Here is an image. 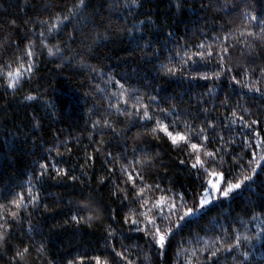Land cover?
<instances>
[{"label":"trees","instance_id":"16d2710c","mask_svg":"<svg viewBox=\"0 0 264 264\" xmlns=\"http://www.w3.org/2000/svg\"><path fill=\"white\" fill-rule=\"evenodd\" d=\"M75 2L0 0V71L4 70L3 65L6 63H10L12 68L17 66L11 62L24 55L17 46L21 50L25 49L29 46V39L35 41V55H24V59L35 60L38 68L36 77L20 91L13 93L12 89H7L10 94L5 95V89L0 87V203L7 202L5 196L10 197L27 187L28 178L45 157L49 161L53 158L62 161V167L73 168L77 176L86 179L81 176L79 165L85 162V151L95 153L96 148L100 151L95 153L94 167L86 165L84 169L93 177L88 187L97 190L92 193L94 199L108 208L116 209L118 216L126 212L127 208L111 195L113 185L107 181L105 185L95 183V177L108 175L109 170L104 166L105 152H112L124 163L130 162L134 156H142L141 150L158 155V162H164L160 165L162 186L171 182L178 191L195 186V179L190 172L179 164L183 156L171 150L170 141H156L147 135H138L143 132L140 127L125 121L122 115L115 113L114 108L108 107L110 103L123 104L114 95L119 84L115 81L109 83V77L122 83L127 81L139 88L141 93L158 94L165 107L174 104L182 118L193 122V127L205 117L214 120L217 125L227 123L231 119L229 105H239L238 111L248 107L254 115L264 119V98L253 93L243 97L229 95L233 93V85L226 83L224 77L216 82L214 92L210 95L206 87L212 83L210 80L192 79L179 73L168 76L160 68L161 63H167V57L178 50V44L194 45L203 41L205 36L209 41H214V33L223 35L234 29L240 19L238 13L232 10V5L240 4L242 0H140L139 7L131 5V0H91L85 14L73 18L63 28L59 37L63 55L49 56L46 45L56 43V33L49 34L47 27L55 22L57 14H68V9ZM247 2L254 14L264 15V0ZM12 19L17 21L16 26L9 23ZM44 21H48V24ZM41 31L45 33L43 38L39 35ZM105 32L106 38L94 40L96 33L103 35ZM239 48L238 45L237 49H230L233 60L229 63L239 57ZM156 49L160 52L154 55ZM81 57L84 58V64L80 63ZM248 58L251 59V56ZM174 59L178 60V57ZM93 67L98 71H91ZM239 91V86H236V92ZM29 92L38 94V98L34 101L25 100L24 96ZM225 96H228L227 102ZM241 114L245 115V119L248 118L246 113ZM104 118L117 121L118 135L103 126ZM97 120L101 123L93 128ZM178 127L183 128V125ZM240 131L237 125L232 126V132ZM232 132L225 129L224 139L228 140ZM89 133L94 134L90 136ZM232 138L236 140L235 150L239 152L241 137L237 134ZM101 139L103 145L95 143ZM228 142L231 143L230 140ZM66 147L71 151H66ZM56 148L60 149L62 156H56ZM133 148L137 149L135 153ZM125 156L127 159H124ZM107 159L111 161L112 157ZM115 167L119 168V164ZM148 183H152V180ZM253 188L255 191H246L238 198L224 202L220 207L213 208L201 221L189 225L171 241L162 256H157L155 248L146 245L145 240L141 239L142 233H128V224L120 225L115 242L119 246L120 234L130 237L123 243L138 245L130 247L132 258L139 257L137 264L143 260L144 252L150 256L151 264H183L186 255L183 250L199 248L204 243V237L221 234V226L227 227L233 223L235 229V222L243 221L240 231L249 236L264 229V217L260 216L259 211L254 213L256 219H252L253 213L249 212L255 205L264 204V185L258 183ZM47 189L49 209H40L39 214L33 211L32 215L33 225L38 230L29 234L26 222L22 227L14 226L11 229L13 244H45L46 257L32 251L30 264H45L46 258L63 261L85 253H99L104 245L101 237L105 235L106 225L112 222L108 213L105 211L102 225L97 223L89 227L84 222L78 226L75 223L64 224L68 212L67 201L81 199V188L73 187L71 181L67 186H58L55 181H50ZM61 198L64 203L53 207V202ZM201 226L206 231L201 230ZM197 237L200 239L197 240ZM245 250L250 253L248 264H264V236L259 240L254 239L252 243L245 242L240 251ZM11 255V251L0 253V264H10ZM187 255L190 256L191 252ZM205 255L198 252L193 259H203ZM220 264L233 262L230 257L222 258Z\"/></svg>","mask_w":264,"mask_h":264},{"label":"snow or ice","instance_id":"6c2138e0","mask_svg":"<svg viewBox=\"0 0 264 264\" xmlns=\"http://www.w3.org/2000/svg\"><path fill=\"white\" fill-rule=\"evenodd\" d=\"M90 3L91 0H76L68 9V14H57L54 17L55 22L47 27L49 34L56 33V43L46 45L49 56L63 55L64 49L60 46L59 39L63 28L70 24L73 18L83 16ZM131 5L139 7L140 0H131ZM232 10L238 13L240 19L234 29L223 35L214 33V41H209L205 36L203 41L194 45L178 44V50L167 57V63H161L162 73L168 76L179 73L181 76H191L192 79L210 80L212 83L206 85L210 95L214 92L216 82L224 77L226 83L233 85V93L229 95L243 97L253 93L264 98V15L254 14L249 9L247 0H242L240 4L234 3ZM9 23L16 26L17 21L12 19ZM43 23L48 24V21ZM39 35L43 38L45 33L41 31ZM169 35L171 36V33ZM106 37L107 32L103 35L96 33L94 40ZM28 45L23 50L19 49V46L17 49L27 57H32L35 55V41L29 39ZM238 45L240 55L235 62L229 63L233 60L230 49L235 50ZM158 52L160 50L156 49L154 55ZM253 53L255 55H252ZM24 55L11 62L17 64L15 68L6 63L3 65L4 70L0 71V87L5 89V95L10 94L7 89H12L13 93L20 91L37 75L36 61L26 60ZM248 56H251V59ZM174 57H178V60ZM84 62L81 57L80 63ZM91 71L97 72L98 69L93 67ZM99 71L103 74L102 69ZM113 81L119 84V89L114 95L118 101L122 100L123 104L110 103L108 107L114 108L115 113L122 115L125 121H131L140 127L143 132L138 135L144 134L156 141H170L171 150L183 156L179 159V164L184 165L190 172L195 179V186L183 191L175 190L171 182L162 186L160 177L163 173L160 165L164 162H158V155L141 150L142 156H134L130 162L124 163L113 156L112 152H105L104 166L109 170L108 175L95 177V183L105 185L107 181L113 185L111 195L127 208L126 212L118 216L116 209L108 208L101 201L94 199L92 193L97 190L88 187L93 177L84 169L86 165L89 168L94 167L95 153L100 151L99 148L95 149V153H84L85 162L80 164L79 168L82 170L81 176L86 179L77 176L75 169L62 167V161L54 158L49 161L45 157L43 162H38V167L28 178L27 187L10 197L5 196L7 202L0 203V253L12 252L10 264H30L32 251L46 257L47 249L44 243L32 245L21 242L19 246L14 245L11 229L14 226L22 227L26 222L29 234L38 230L33 225L32 215L33 211L39 214L40 209H49L46 197L50 181H55L58 186H67L71 181L73 187L81 188V199L67 201L68 212L64 224L75 223L78 226L84 222L89 227L97 223L102 225L105 211L112 222L106 225L105 235L101 237L104 245L99 253H85L63 261L46 258L45 264H137L139 257L132 258L130 247L138 245L124 244L123 241L130 237L123 234L119 235V246L115 242L121 224L130 225L127 228L128 233H142L141 239L145 240L146 245L155 248L157 256H162L173 239L181 235L192 223L205 218L213 208L238 198L246 191H255L253 185H264V119L254 115L250 108L243 107L238 111L239 105H229L231 119L227 123L217 125L214 120L205 117L193 127V122L182 118L180 110L174 104L165 107L158 94L141 93L139 88L127 81L122 83L114 77H109L108 82ZM236 86H239V92H236ZM245 89L247 92H244ZM37 98L38 94L32 92L24 96L27 101ZM227 100L228 96H225V102ZM204 111L207 112L208 109L205 108ZM241 112L246 113L248 118L245 119ZM100 123L101 121L97 120L92 127L95 128ZM180 124L183 128L178 127ZM233 125H237L241 131L232 132ZM103 126L118 135L116 120L104 118ZM225 129L232 132V136L228 138L231 143L224 139ZM93 134L89 133L90 136ZM237 134L241 137L239 152H236V140L232 138ZM95 143L103 145L104 141L101 139ZM54 151L56 156L63 155L59 148ZM66 151L70 152L71 149L66 147ZM132 151L135 153L137 149L133 148ZM107 157H112V160L109 161ZM124 159H127V156ZM117 163L119 168L115 167ZM116 173L119 175H115ZM149 180H152V183H148ZM61 203H64L62 198L54 201L53 207H58ZM257 210L260 216L264 217V204H259L249 209V212L253 213L252 219L257 218L254 214ZM235 223V229L233 223H229L227 227H220L221 234L204 237V243L199 248L184 249L186 255L183 264H220L222 258L229 257L233 264H248L249 251L241 252L240 249L244 247L245 242L252 243L254 239L259 240L264 236V229L254 236H249L240 231L243 221ZM114 224L116 226H113ZM201 230L206 231L202 226ZM199 239L197 237V240ZM188 252H191L190 256L187 255ZM198 252L206 255L203 259L194 260ZM139 264H151L147 252H144L143 260L139 261Z\"/></svg>","mask_w":264,"mask_h":264}]
</instances>
